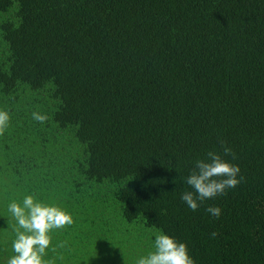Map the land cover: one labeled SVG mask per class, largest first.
<instances>
[{"label":"trees","instance_id":"16d2710c","mask_svg":"<svg viewBox=\"0 0 264 264\" xmlns=\"http://www.w3.org/2000/svg\"><path fill=\"white\" fill-rule=\"evenodd\" d=\"M0 110V264L28 195L74 220L47 264H136L158 233L264 264V0H0ZM210 151L242 180L192 211Z\"/></svg>","mask_w":264,"mask_h":264},{"label":"clouds","instance_id":"9594fccd","mask_svg":"<svg viewBox=\"0 0 264 264\" xmlns=\"http://www.w3.org/2000/svg\"><path fill=\"white\" fill-rule=\"evenodd\" d=\"M32 119L39 123L48 120L46 114L31 113ZM10 115L0 110V136L9 127ZM231 150L224 149V154ZM207 160L196 161L194 169L185 178L190 191L183 192L181 199L192 210L210 199L225 195L227 190L236 188L242 180L238 178L240 168L222 158L216 152L207 153ZM233 158H235L233 154ZM212 216L219 218L221 209L210 206L206 209ZM8 211L15 219L18 227L16 238L12 243L14 255L7 264H47L43 259L46 250L52 242L50 233L53 230L64 229L74 223L71 214L55 205L37 202L34 196H26L22 203L12 202ZM217 233H211L215 237ZM64 245L62 244L61 247ZM136 264H194L185 243L178 242L174 237L158 233L154 240V250L139 258Z\"/></svg>","mask_w":264,"mask_h":264}]
</instances>
